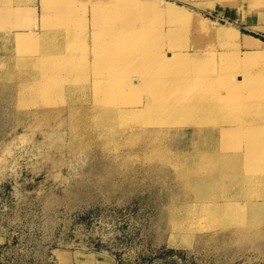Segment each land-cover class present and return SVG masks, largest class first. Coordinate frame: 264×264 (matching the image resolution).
<instances>
[{
    "label": "rangeland",
    "instance_id": "rangeland-1",
    "mask_svg": "<svg viewBox=\"0 0 264 264\" xmlns=\"http://www.w3.org/2000/svg\"><path fill=\"white\" fill-rule=\"evenodd\" d=\"M51 1L0 0V264H97L98 260L103 264H264V207L210 220L196 206L231 195L246 199L236 194V181L223 179L209 188L191 181L194 168L202 162L196 154L208 148L219 154L223 137L216 130L200 131L194 122L202 120L205 130L227 127L230 124L220 117L225 113L215 116L161 106L153 112L134 106L155 94L154 88L164 85L163 78L145 92L144 84L130 88L121 71L137 64L140 70L150 68L142 58L157 40L142 44L134 39L114 50L97 38V50L104 49L110 62L98 65L93 60V32L109 35L113 30L109 26L120 23L115 19L138 15L141 18L134 16L131 21L157 27L164 34L161 42L188 45L208 67L219 68L221 83L231 72L234 82L246 86L251 76L245 68L256 69L254 73L264 78V42L253 45L246 37L264 41V0H163L174 3L177 10L161 8L158 14L142 9L149 0L136 5L134 0H98L96 13L93 0H74L75 11L68 12L69 21L63 19V25L74 27L67 40L73 42L75 57L58 63L75 67L73 93L54 92L60 88L56 80L49 83L46 94L32 85L46 61H35L29 68L14 63L29 56V45L56 42L54 28L63 32V25L44 24L43 8L51 7ZM94 13L98 23L92 26ZM162 15L166 18L158 19ZM173 15L176 21L169 20ZM199 17L206 22L199 23ZM135 46L142 47L135 56L115 59L114 52L125 54V49ZM157 65L163 77L192 67L189 61H173L171 56ZM86 70L91 72L88 76ZM119 79L128 89L115 95L110 89ZM261 84L264 92V79ZM94 94L110 99L99 107H116L121 115L112 120L107 109L96 115L88 111L86 105L92 104ZM183 94L189 97L194 92L188 88ZM229 137L236 144L237 132ZM255 188L251 183L246 190L252 194L249 199L264 202V194Z\"/></svg>",
    "mask_w": 264,
    "mask_h": 264
},
{
    "label": "bare ground",
    "instance_id": "bare-ground-1",
    "mask_svg": "<svg viewBox=\"0 0 264 264\" xmlns=\"http://www.w3.org/2000/svg\"><path fill=\"white\" fill-rule=\"evenodd\" d=\"M134 1L135 2H133V4L136 5L147 0ZM149 1L150 5L148 7H142L144 11L148 9L152 11V13L158 14V11H160L161 8L163 11L166 10L172 13H175L177 10V6L171 2H166L163 0ZM97 2L98 0H93L95 13L98 11L99 6L97 5ZM49 6L51 7L43 8L44 24H47V26L52 25L55 27L63 25V19H65V22H67V20L69 21L68 17H70V14L75 11L72 10V7H74V0H53L51 3H49ZM47 11H49L50 16L47 15ZM68 12H70V14H68ZM95 13L92 17L93 19L91 20L92 26L98 23ZM154 15L157 16L156 14H153L152 16L154 17ZM134 16L127 15L123 19H115L116 23L118 21L120 23L118 22L119 25L115 24L109 26V29L110 27L113 29L112 33L109 35L106 33L103 34L101 32H96V30L93 32V36L96 38L95 41L93 40V60L96 61L98 65H102L104 62V65H106L110 62L107 61L110 57L107 55L108 53L104 49L97 50L100 43L97 38L104 39L107 44L113 46L114 50L118 46L121 48V43L126 44L127 42H130L134 39L141 40L142 44H146L149 40H157V42H152L153 45H149L147 51L145 52V58H142V64H146L147 66H150V68L146 67V69L140 70V64H137L136 67H133L132 69L121 71L122 76L126 77V82L130 88H133L138 84H144L146 86V89L143 88L145 89V92L149 91L150 88H154L155 80L158 78H163L162 82H164V85L159 87L157 90L154 88L155 94L152 95V93H148L149 95L146 100L137 99L138 101H135L134 106L145 108L146 110L153 112H155L159 106L164 109H171L172 111H175L174 108H177L178 111H183L185 108H190L196 113L203 112L207 115L210 113H216L215 116L223 112L225 113L224 115L219 114L221 119L230 124L227 127H225L223 124H220L221 126H214L211 128L212 130H205L202 126V120L194 122L193 126L197 125L200 131L204 130L211 133L216 130V134L222 135L223 137L221 151L218 152L219 154L213 153L211 151L212 149L209 148L196 154V157L198 156L202 162H199V164H197V166L194 168L191 181L194 183L198 182L201 184L199 187H202L203 185L205 188H209L212 185L211 183L223 181V179L226 183H233L236 181L238 183V185L236 184L238 186V192L236 194L244 195L246 199L239 201L236 199V197L231 195L225 197L222 200H203L197 203V209L207 219L211 220L214 217L220 216H222L220 218H228L232 215H242L241 213L244 210H249L251 212L256 208H263L264 202L249 199L252 194L250 195L246 190L252 183V188L256 187V192H259V195L264 194V179L260 178V176H264V172L262 170V168H264V136L263 138L261 136V132H264V92H261L263 84L259 85V83L264 78L261 77V75L259 76L258 74L256 75L254 73L256 72V69L254 70L252 68H245L244 72L251 76V82H249L246 86H240L238 83L234 82L233 78L235 75L231 72L228 73V76L226 75V83H221L220 80L222 78L218 73L219 68L208 67V65L204 62V59L198 57L200 55L198 51H191L188 48V45L185 44L176 45L172 40H168V42L163 40L161 42L160 35L162 37L164 34H161L157 27L153 29L149 28V25L146 27L144 24H134L131 21L132 17ZM135 17L137 19L141 18L138 15ZM160 18L164 19L166 17L162 15L161 17H158V19ZM84 19L85 17L83 16V20ZM169 20L176 21V16L173 15L169 18ZM198 22L205 23V17H199ZM67 24L65 27L63 25L64 29L61 28L63 32L59 30L61 33L59 31V33L55 31L56 28H54V31H51L52 35H57L53 36L56 39H53L56 41L54 42L57 44L56 48L51 47L52 41L51 44L50 41H48L46 43L47 45L42 43L43 46H39L38 44L32 46L31 44L29 47H27L29 56L26 58H21L19 61L14 63L19 67L27 68L26 66H28L29 68L35 61L43 59L47 62V64L43 66L44 72H41V77H39L40 79L36 78L37 80H32V85L40 86L41 89L39 88L40 91H38L40 93L44 92L49 94V92L46 91L48 90L47 87L51 81L55 82L56 80H58L57 85H59L60 88H55L53 90L54 92H70L69 94L73 93L71 90V85L72 78L76 75L74 72L76 70L75 67L72 65V63L58 64L62 60H67L66 58L73 59L75 57V49L72 47L73 42H68L67 40V37H70V33L74 30V27L73 25ZM169 29H171V27ZM221 33L224 32L222 31ZM36 34H39V32H36ZM39 37L40 36H38L36 40ZM246 37L251 38L255 42L250 43L253 45L260 44L259 42H264L252 35H246ZM62 40H65V43L67 44H71L70 48L62 46L64 42ZM84 50L87 51V45ZM125 50L127 51L125 54L124 52H121L120 54L114 52L115 59L120 61L124 60L127 54L135 56L140 50H142V47L135 46L130 48V50L129 48ZM187 50L191 52H188ZM23 56L27 55H22V57ZM164 56H171L173 61H178L181 59L187 60L192 64V67L188 65L183 69L174 71L168 77H163L160 67L157 64H160V60L163 59ZM85 59H87V56H85ZM124 63H126V61ZM39 66H35V68L40 72L42 67L40 68ZM122 68H124V66ZM117 69L118 67H116V70ZM90 73V70H86L84 72V76H88ZM32 76L33 78L35 77V75L30 74V77ZM122 81L123 79L115 80L114 84H112L113 88L111 87L110 90L113 94L117 95L119 91L123 90L124 87L128 89L127 85L125 84L126 82L124 83ZM43 87H46L45 91ZM188 88H192L194 92V94L189 97L183 94ZM243 90H246L244 94L242 93ZM53 91H50V93ZM37 96L39 95L37 94ZM114 98L113 101L115 102L117 99ZM105 100L110 101L108 98H103L98 94H94L91 98L92 104L86 105V108H88V111H90L92 114L94 112L95 115L101 111V108L107 109L109 112H111L110 118L115 120L121 115V113H118L116 107H111L109 105L99 107L101 102ZM129 113L130 112H127L125 115H128ZM255 122H257L258 129ZM234 125H239V127L237 126L238 130L234 128ZM100 129L103 131V134L106 133L104 126H101ZM235 132L238 134V143L236 142V144H234L232 139L229 137V133ZM259 138L262 141H260ZM245 145L247 146L245 147ZM234 155H236L237 158ZM209 163L213 164L211 165ZM239 174L244 175L242 177L243 179L240 181L234 180V178ZM256 176L260 179L254 180ZM188 238H184L183 241L188 242ZM97 264H103L102 260H98Z\"/></svg>",
    "mask_w": 264,
    "mask_h": 264
}]
</instances>
